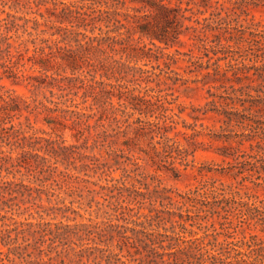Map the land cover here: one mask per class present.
I'll list each match as a JSON object with an SVG mask.
<instances>
[{
  "label": "rangeland",
  "instance_id": "374dc122",
  "mask_svg": "<svg viewBox=\"0 0 264 264\" xmlns=\"http://www.w3.org/2000/svg\"><path fill=\"white\" fill-rule=\"evenodd\" d=\"M162 3L176 15L158 19L167 43L140 35L137 25L154 19L134 2L102 5L119 13L91 32L75 17L90 13L86 1L0 0V180L20 181V193L0 199V264H105L90 247L118 251L119 237L80 239L72 231L81 223L206 235L264 264V170L255 160L264 145V0ZM79 31L121 41L90 46ZM46 138L70 156L53 180L25 167ZM19 152L20 172L7 173ZM152 208L163 220L148 225ZM165 210L194 219L179 226L173 215L172 226ZM63 224L69 236L56 248L40 241ZM135 249L123 245L120 256L141 264Z\"/></svg>",
  "mask_w": 264,
  "mask_h": 264
},
{
  "label": "trees",
  "instance_id": "16d2710c",
  "mask_svg": "<svg viewBox=\"0 0 264 264\" xmlns=\"http://www.w3.org/2000/svg\"><path fill=\"white\" fill-rule=\"evenodd\" d=\"M81 2L86 1L89 3V5L85 4L84 6H87L91 9L90 13L86 12H80L76 11V19L80 21V25H83L84 29H86V26H90V31L93 32L96 26H94V23L101 20H107L111 21V17L109 15H117L119 11L117 9L110 10V9H104L101 6L102 5H108L109 3L113 4H121L124 5L126 1L134 2L139 4L138 9H146L148 8L151 11L153 21L145 20L144 22H140L137 27L138 31L140 32L141 36H147L150 39H157L160 42L167 43L168 34L165 31V25L161 29L158 28V19L163 18L165 24L170 22L171 19H174L176 15H174L172 12L175 10L171 8L169 5L162 3L163 0H80ZM63 3V2H62ZM69 4V3H68ZM73 6V5H72ZM83 6V5H81ZM97 6V7H96ZM136 9V10H138ZM155 9V10H153ZM71 12V10H70ZM75 12V11H74ZM177 12V10H176ZM105 13V15H104ZM170 13L172 15L170 16ZM144 16H149V13L144 14ZM78 25V27L80 26ZM168 26V25H166ZM100 29V28H98ZM165 32V33H164ZM78 34H81L84 40V44L92 46L93 42H95L96 45H101L106 42V40H110V43H117L121 40H118L114 35H106V36H92L86 34L85 31L83 32H76ZM105 37V38H104ZM46 144L44 146H40L38 149H44L43 154L35 153L36 154V160L30 163L29 165L25 166L27 169V172L29 173H45L43 179H52L53 173L56 170H59L57 163H62V165H65V168L71 162H69L70 156L65 151H58L57 148L54 147V144H56L55 140H49L45 139ZM66 149L71 150V146L65 147ZM37 150V148H35ZM258 157H254L256 162L260 163V168L264 170V145L261 146L260 152H258ZM13 162L9 165L8 168H6L7 173H13L14 170L16 173L20 172V152L19 154L14 157ZM51 160H54L53 162ZM254 166H257V164H254ZM75 167V166H74ZM82 167H92L88 164H83ZM75 169V168H74ZM77 169V168H76ZM59 172H65V171H59ZM53 180V179H52ZM1 183H4L5 187H2L0 190V199L2 198H11L20 193V181L14 183L13 180H0ZM14 183L13 186L17 187H11V184ZM42 190L40 191V193ZM138 194L141 192L138 190L136 191ZM181 197L190 203H196L193 198H190L189 196H183ZM202 204L203 206L207 205ZM86 204H90L89 202H86ZM193 205V204H192ZM122 205L116 204L110 209L112 211H117L118 209H121ZM65 209L69 210L70 206L65 205ZM73 212H76V210H72ZM154 211V214L150 213L149 215H146V222L148 225H151L153 220H159L162 221L163 219L159 218L160 215L158 213L162 212L164 210H159L157 208H152L149 210ZM208 211V210H205ZM165 213L168 214L169 218L167 220L169 222H172L170 217L173 215H177L178 220H175L179 226L183 225V222H186L188 220L194 219L193 216L186 214L185 216L181 213L174 214L168 212V210H165ZM84 225V228L79 229L77 231H72L75 235L78 233V231H81L78 237L81 239L82 235H86L87 239H91L94 241V239H97L99 242H104L105 244L108 243V241H111L114 239L115 236L119 237L118 240V251H115L113 248L108 246L107 244L104 247H98L97 245L92 246L90 250V254L92 255L97 251V255L94 256V258H99L100 260L105 261V264H129L125 260L122 259L120 256V252L122 251V246H127L128 244H131V246L135 247V253L139 254V263L141 264H252V262L248 261V259L245 258L246 254L242 251H240L238 248L235 247V244L231 242L221 243L218 247H215L216 244L214 242H211L209 240H206V235H200L195 237H189L185 238L181 235H179L177 232L173 233H166V232H148L143 229H126L127 231H130L131 234H126V232L121 233L120 231H116V234H113L112 231V225L111 224L110 230L101 227L97 223H81ZM139 224H143V222H140ZM64 229L56 228L55 233L52 231H49L48 234L51 236L48 239H40L42 243H48L49 247L56 248L57 244L54 245L57 238L60 240L68 238L69 231L67 229L69 224H63ZM173 226V222H172ZM106 230L109 232L108 238H105ZM192 234V232H189ZM4 236H1V239H3ZM5 237H9L6 235ZM38 241V242H40ZM36 242V241H35ZM35 248H38V246L34 245ZM124 248V247H123ZM161 249V250H159ZM62 251L58 252L61 253ZM51 258V257H49ZM100 263V262H97Z\"/></svg>",
  "mask_w": 264,
  "mask_h": 264
}]
</instances>
